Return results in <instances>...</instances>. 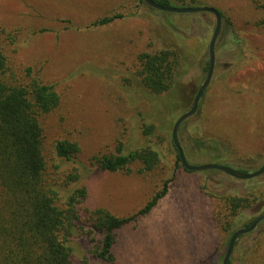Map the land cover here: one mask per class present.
<instances>
[{
	"label": "rangeland",
	"instance_id": "1",
	"mask_svg": "<svg viewBox=\"0 0 264 264\" xmlns=\"http://www.w3.org/2000/svg\"><path fill=\"white\" fill-rule=\"evenodd\" d=\"M184 1L213 8L224 19L210 83L178 130L187 162L255 172L264 166V0ZM116 14L122 18L92 26ZM0 28L15 39L7 48L13 64L31 67L60 96L59 107L43 120L47 161L54 143L69 139L80 146L76 160L92 169L81 182L87 188L78 206L82 233L90 231L86 211L131 215L170 180L156 207L118 232L117 263L222 264L230 236L264 215V174L238 180L220 171L188 172L171 138L205 80L214 16L162 12L138 0H0ZM163 49L179 54L177 71L184 75L178 87L153 96L141 85L137 56ZM144 124L154 127L148 138ZM118 142L125 153L151 148L157 164L143 173L137 163L130 173L90 166L93 156L114 152ZM234 197L248 204L232 214L226 199ZM230 260L264 264V221L238 238Z\"/></svg>",
	"mask_w": 264,
	"mask_h": 264
},
{
	"label": "trees",
	"instance_id": "2",
	"mask_svg": "<svg viewBox=\"0 0 264 264\" xmlns=\"http://www.w3.org/2000/svg\"><path fill=\"white\" fill-rule=\"evenodd\" d=\"M152 1L174 7L170 0ZM178 2L182 5L177 8L187 7L184 0ZM138 4L145 3L138 0ZM121 18L120 14L107 16L92 26ZM11 45H15L12 33L0 28V264H119L113 252L118 232L147 216L166 195L170 180L131 215L116 216L102 208L86 211L90 231L83 234L78 206L87 198V188L81 182L92 169L76 160L80 146L69 139L56 141L47 161L43 120L59 107L60 96L31 67L13 64L7 49ZM137 62L141 85L153 96L178 87L184 75L177 71L180 56L174 50L141 53ZM207 69L208 62L206 73ZM153 130L152 125H143L146 138ZM121 144L112 153L93 156L90 166L103 172L130 173L131 165L137 163L143 165L138 173H143L157 164V153L151 148L125 153ZM176 160L180 162L178 154ZM226 201L232 214L248 204L247 199L235 197Z\"/></svg>",
	"mask_w": 264,
	"mask_h": 264
},
{
	"label": "water",
	"instance_id": "3",
	"mask_svg": "<svg viewBox=\"0 0 264 264\" xmlns=\"http://www.w3.org/2000/svg\"><path fill=\"white\" fill-rule=\"evenodd\" d=\"M146 5L149 7L156 9L158 11L162 12H167V13H173V14H195V13H208L214 16L215 18V28L212 33V36L209 41L208 45V69H207V74L205 77V80L203 81L202 85L199 87L197 90L192 105L190 109L182 114L174 123L173 128H172V133H171V138H172V143L177 151L178 158L184 168V170L189 171V172H200V171H207V170H213V171H220L225 173L226 175L238 179V180H251L254 178H257L261 175L264 174V166H262L260 169L256 170L255 172L252 173H240L236 170H233L229 167L223 166V165H217V164H204V165H190L187 162V159L185 157V154L183 152V149L180 145V142L178 140V130L183 122H185L187 119L192 117L196 111L198 110L199 106V101L202 98L206 88L208 87L210 80L213 75L214 71V65H215V46L217 39L220 34L221 30V15L220 13L209 7H182V8H177V7H172V6H161L158 5L157 3L153 2L152 0H143ZM264 221V215H260L253 219V221L245 228H241L236 230L230 237L224 257L222 259V264H230V258L233 254L236 242L239 237L248 234L252 232L256 226Z\"/></svg>",
	"mask_w": 264,
	"mask_h": 264
}]
</instances>
